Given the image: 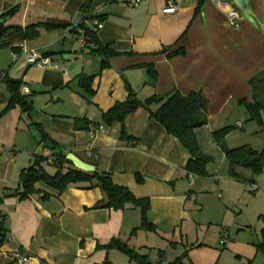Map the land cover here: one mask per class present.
Masks as SVG:
<instances>
[{
    "label": "crops",
    "instance_id": "obj_1",
    "mask_svg": "<svg viewBox=\"0 0 264 264\" xmlns=\"http://www.w3.org/2000/svg\"><path fill=\"white\" fill-rule=\"evenodd\" d=\"M130 1L92 0L82 12L86 0H0V14L19 6L12 18L2 21L5 25L25 26L53 17L75 25L71 20L82 13L81 21L95 29L103 45L123 53L101 69L100 57L90 53L72 27L41 28L37 38L23 41L26 50L48 57L51 66L27 64L28 54L19 48L0 49L2 76L21 80L19 92L30 97L32 106L29 112L17 105L5 110L10 93L0 79V214L8 229L0 264H15L18 254L29 257L25 264H139L116 248L113 239L147 256L150 264H168L184 253L181 264H220L226 256L234 264H264L256 249L260 238L228 234L219 248L191 235L198 221L196 202L191 203L196 181L190 187L183 169L191 156L150 116L163 102L125 117L126 140L120 123L106 125L102 119L116 102L125 101L127 86L142 102L173 89L183 95L197 92L208 100V122L194 129L204 147L226 111L236 112L241 101H252L249 80L264 70V0H249L261 28L240 12V25L230 27L227 8L219 2L225 0H204L201 5L199 0H139L136 6ZM168 2L176 6L173 12H165ZM94 19L102 23L100 28ZM180 49L182 54L168 56ZM82 76H92L90 92L82 89ZM47 142L54 147L50 152L73 153L99 172L110 173L115 185L148 198L147 220L155 231H144L158 240L156 246L133 243L142 231L140 209L104 207L101 188L68 186L58 193L38 183L39 194L18 199L13 192L21 170L33 164ZM44 191L51 194L46 201L40 197Z\"/></svg>",
    "mask_w": 264,
    "mask_h": 264
},
{
    "label": "trees",
    "instance_id": "obj_2",
    "mask_svg": "<svg viewBox=\"0 0 264 264\" xmlns=\"http://www.w3.org/2000/svg\"><path fill=\"white\" fill-rule=\"evenodd\" d=\"M204 0H199V5ZM92 0H86L81 6V11L85 12L91 6ZM19 10V6H14L11 9L0 14V20H8L12 18ZM92 18V17H91ZM6 21L0 22V49L10 47L17 50V43L25 40L35 39L39 36L41 28L46 30H64L72 27L71 31L76 32L82 36L85 45L90 47V53L100 57L101 69L108 66V60L114 56L123 53L117 52L107 45H103L99 40L96 31L85 21H80L78 25H73L70 21H65L57 17L48 18L43 21H37L25 26L21 25H5ZM183 50L174 51L168 56L182 54ZM151 73L153 70L148 68ZM0 79H4L7 89L10 93V99L5 110H8L15 105L19 106L25 112L32 109L29 96L22 95L20 91L22 86L21 80H14L2 76L0 71ZM91 77H81L80 84L82 89L90 92ZM249 84L253 89L252 101H241L248 114L249 119L257 120L261 126H264V70L260 71L249 80ZM128 96L125 101L116 102L108 111L104 112L102 119L106 125H111L115 122L121 124V138L126 140L127 136L124 129V120L129 114L136 111L138 108H148L152 103H160L161 106L155 112H150V116L162 124L165 130L178 138L183 147L187 149L191 158L183 169L186 174L192 173L196 177L206 174V166L212 161L210 156L205 155L199 147V144L194 135V129L202 127L207 124V108L208 100L200 93L191 92L183 95L178 90L173 89L164 96H152L144 102L139 101L136 94L129 86ZM233 126L222 127V129L212 132L213 139L224 151L225 158L228 162V174L233 178H242L240 171L250 170L251 172L259 173L264 168V152L258 153L249 146H241L234 149H227L224 147V137L233 129ZM42 133L41 131H39ZM45 140L44 135L42 139ZM52 162H48L46 157L42 155H35L34 162L31 166L21 170L19 174L18 186L13 194L18 199L23 200L30 195L39 194L41 188L37 184L42 183L48 188L60 193L63 192L68 186H75L83 189H91L94 187L101 188V191L106 197L104 207L108 209L121 210L127 207H138L141 213V222L139 229L155 231V227L147 220V211L150 208V200L148 198H138L126 187L115 185L110 173L99 172H83L73 167L72 163L67 160L66 155L61 152H51ZM44 164L53 165L56 167L54 174H47L44 171ZM186 175V176H187ZM138 182H142L140 175L136 176ZM51 196L48 192L41 193V199L45 200ZM2 197H0V203ZM102 201L96 203L93 208H98ZM6 217L0 214V245L6 242L8 236V229L5 225ZM264 235V234H262ZM112 244L116 248L127 254L132 260L139 264H150L147 256L139 255L133 249L127 247L125 244L120 245L116 239L112 240ZM256 249L264 255V237L261 238L259 243L256 244ZM187 254L184 253L180 257L168 264H181L182 259Z\"/></svg>",
    "mask_w": 264,
    "mask_h": 264
},
{
    "label": "rangeland",
    "instance_id": "obj_3",
    "mask_svg": "<svg viewBox=\"0 0 264 264\" xmlns=\"http://www.w3.org/2000/svg\"><path fill=\"white\" fill-rule=\"evenodd\" d=\"M218 121L223 123L213 125L214 131L222 127H234L224 137L225 148L234 149L247 145L258 153L264 152V126L257 120L249 119L244 106L236 112L226 111ZM237 121L243 123L242 129L235 126ZM204 138L208 139V136ZM212 139L211 131L204 147L199 145L200 150L210 156L212 161L206 166V174L195 178L196 184L192 188L191 203L196 202L198 221L191 235L198 234L205 242L219 248L227 241L228 234L234 236L237 232L248 240H259L264 237V168L259 173L240 171V179L230 177L224 151ZM43 167L47 174H54L56 171L53 165L44 164ZM156 241L158 240L152 233L142 230L133 243L137 246H156ZM169 246L173 248L174 244L171 242ZM220 264L234 263L226 256Z\"/></svg>",
    "mask_w": 264,
    "mask_h": 264
},
{
    "label": "built area",
    "instance_id": "obj_4",
    "mask_svg": "<svg viewBox=\"0 0 264 264\" xmlns=\"http://www.w3.org/2000/svg\"><path fill=\"white\" fill-rule=\"evenodd\" d=\"M139 2V0H132L129 2V4L131 6H136V4ZM221 2L226 8H227V21H228V25L230 27H238L240 25V13L238 11V9L232 4V2H230L229 0H225V1H219ZM168 6L167 8H165V12H173L176 8V6L174 5V3L172 2H168L167 3ZM95 15V12H94ZM93 24L94 26H96V28H100L102 26V23H100L98 20H93ZM83 44H85V42L83 41ZM16 46L21 50V52L23 54H25L27 52V64L30 65H37L40 67H47V66H51L52 63L50 61V59L48 57H45L33 50H26V47L24 46L23 42H19L16 44ZM18 57L17 54H13V60H16ZM57 67V66H55ZM237 127L241 128L243 125L242 123H237L236 124ZM103 129V126H99L98 130ZM42 156L46 157L48 162H52V156H51V152L50 150L45 147L43 149V152L41 154ZM188 178V185L191 187L194 184L195 181V175L192 173H188L187 175ZM15 260V264H25L27 262V260L29 259V257L26 254H18L16 257H14Z\"/></svg>",
    "mask_w": 264,
    "mask_h": 264
},
{
    "label": "water",
    "instance_id": "obj_5",
    "mask_svg": "<svg viewBox=\"0 0 264 264\" xmlns=\"http://www.w3.org/2000/svg\"><path fill=\"white\" fill-rule=\"evenodd\" d=\"M232 2V4L238 9V11L247 21H249L252 25L255 27L261 28V23L255 18L254 14L252 13L250 6H249V0H229ZM84 15L82 13H78L73 18V23L75 25H78L81 20H83ZM3 19L0 20L2 22ZM44 146H46L49 149H53L54 147L47 142ZM67 160H69L73 167L77 170L83 171V172H94L96 170V167L88 162L83 161L82 159H79L76 155L73 153H68L66 155Z\"/></svg>",
    "mask_w": 264,
    "mask_h": 264
}]
</instances>
